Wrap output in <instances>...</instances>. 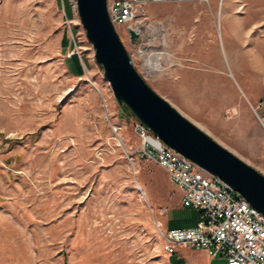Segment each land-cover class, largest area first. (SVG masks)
<instances>
[{
  "label": "rangeland",
  "instance_id": "obj_1",
  "mask_svg": "<svg viewBox=\"0 0 264 264\" xmlns=\"http://www.w3.org/2000/svg\"><path fill=\"white\" fill-rule=\"evenodd\" d=\"M74 1L0 0V264H169L160 229L182 191L138 155L135 116L117 104ZM138 13V41L115 27L133 65L186 116L212 111L199 73L254 63L264 75V0ZM77 49L81 72L67 54ZM239 137L242 159L264 173V130Z\"/></svg>",
  "mask_w": 264,
  "mask_h": 264
},
{
  "label": "built area",
  "instance_id": "obj_2",
  "mask_svg": "<svg viewBox=\"0 0 264 264\" xmlns=\"http://www.w3.org/2000/svg\"><path fill=\"white\" fill-rule=\"evenodd\" d=\"M107 8L115 25L125 24L127 39L136 42L143 37L145 28L138 13L141 8L138 0H107ZM130 29L138 33L134 40L130 39ZM74 52L81 57L79 49L67 54ZM106 103L104 99L107 109ZM253 110L261 118L256 107ZM132 126L142 142L138 155L155 159L164 167L169 179L182 190L180 204L199 211L194 225L173 228L165 225L160 229L163 249L172 253L176 245H184L205 249L212 259L223 258L226 264H264V213L242 194L236 196L233 187L223 178L153 134L136 117ZM111 128L118 134L119 125L111 123Z\"/></svg>",
  "mask_w": 264,
  "mask_h": 264
},
{
  "label": "water",
  "instance_id": "obj_3",
  "mask_svg": "<svg viewBox=\"0 0 264 264\" xmlns=\"http://www.w3.org/2000/svg\"><path fill=\"white\" fill-rule=\"evenodd\" d=\"M87 41L94 47L117 104L129 109L151 132L197 165L227 181L264 213V173L197 126L159 94L138 71L111 20L107 0H76ZM134 40L138 33L130 29Z\"/></svg>",
  "mask_w": 264,
  "mask_h": 264
},
{
  "label": "crops",
  "instance_id": "obj_4",
  "mask_svg": "<svg viewBox=\"0 0 264 264\" xmlns=\"http://www.w3.org/2000/svg\"><path fill=\"white\" fill-rule=\"evenodd\" d=\"M191 1L207 2L214 8L221 2H229V0H138L141 6ZM71 62L77 72L83 70L79 55L76 56L75 54V56L71 57ZM261 68L260 64L255 66L254 63L247 68H240L237 73L242 77V82L238 81V84L243 87V92L237 86V81L232 78L233 75H235V79L237 77V73L234 70L228 71L225 68H219V71H216L213 75L207 72L199 73L201 80L207 85L204 92L201 93L204 106L211 107L212 111L190 112L187 115L197 126L209 133L212 138L240 157L243 150L240 147L239 133L245 137L246 135H255L259 130H264V75H261ZM257 102H261L262 115L259 118L260 120L257 119L254 111H252L254 104ZM226 109L228 110L227 115L224 112ZM246 147L247 149L249 148L248 146ZM246 147L243 146V148ZM180 203H175L176 205L169 210L166 226L172 228L184 227L194 225L197 222L199 211L185 205L183 206ZM183 207L189 209L184 213ZM188 220L192 223L188 224ZM207 255L206 250L202 248L176 245L174 252L168 253L167 256L169 264H212L213 259L209 260Z\"/></svg>",
  "mask_w": 264,
  "mask_h": 264
},
{
  "label": "trees",
  "instance_id": "obj_5",
  "mask_svg": "<svg viewBox=\"0 0 264 264\" xmlns=\"http://www.w3.org/2000/svg\"><path fill=\"white\" fill-rule=\"evenodd\" d=\"M75 54H76V52L72 53L71 57L75 56ZM76 56H78V55L76 54ZM126 109H127V108H126Z\"/></svg>",
  "mask_w": 264,
  "mask_h": 264
}]
</instances>
